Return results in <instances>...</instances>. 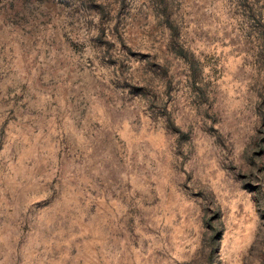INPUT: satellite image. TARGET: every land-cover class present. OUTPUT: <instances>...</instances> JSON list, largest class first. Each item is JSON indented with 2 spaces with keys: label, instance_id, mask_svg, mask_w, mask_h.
I'll return each mask as SVG.
<instances>
[{
  "label": "rangeland",
  "instance_id": "1",
  "mask_svg": "<svg viewBox=\"0 0 264 264\" xmlns=\"http://www.w3.org/2000/svg\"><path fill=\"white\" fill-rule=\"evenodd\" d=\"M0 264H264V0H0Z\"/></svg>",
  "mask_w": 264,
  "mask_h": 264
}]
</instances>
